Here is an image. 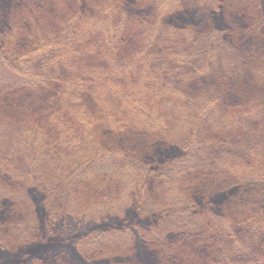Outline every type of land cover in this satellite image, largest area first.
<instances>
[{"label":"trees","instance_id":"1","mask_svg":"<svg viewBox=\"0 0 264 264\" xmlns=\"http://www.w3.org/2000/svg\"><path fill=\"white\" fill-rule=\"evenodd\" d=\"M92 224L106 225L87 232ZM264 264V0H0V249Z\"/></svg>","mask_w":264,"mask_h":264},{"label":"rangeland","instance_id":"2","mask_svg":"<svg viewBox=\"0 0 264 264\" xmlns=\"http://www.w3.org/2000/svg\"><path fill=\"white\" fill-rule=\"evenodd\" d=\"M106 225L104 224H92L90 229L85 230V234L87 232L91 233V232H95V231H101L102 229H104ZM44 239V242H37L35 245H33L30 249L32 251V253H38L40 252L43 248L45 249H54V251L57 250H65V251H69L71 254H73L74 256H76V259L81 263V264H87L84 259L80 258L76 248H75V236L73 235H69V234H64L62 232H59L57 234H45L44 237L42 238ZM33 255V254H31ZM31 255L25 257V255L23 256V254L19 255V256H15V257H11L8 256L7 253H5L4 251H2L0 249V264H28L29 260L27 258H29Z\"/></svg>","mask_w":264,"mask_h":264}]
</instances>
